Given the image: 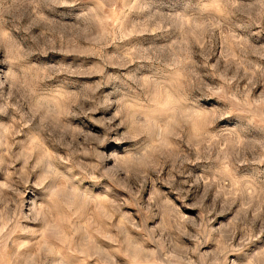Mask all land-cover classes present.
Listing matches in <instances>:
<instances>
[{
  "label": "clouds",
  "instance_id": "1",
  "mask_svg": "<svg viewBox=\"0 0 264 264\" xmlns=\"http://www.w3.org/2000/svg\"><path fill=\"white\" fill-rule=\"evenodd\" d=\"M0 264H264V0H0Z\"/></svg>",
  "mask_w": 264,
  "mask_h": 264
},
{
  "label": "rangeland",
  "instance_id": "2",
  "mask_svg": "<svg viewBox=\"0 0 264 264\" xmlns=\"http://www.w3.org/2000/svg\"><path fill=\"white\" fill-rule=\"evenodd\" d=\"M185 211H188L187 209Z\"/></svg>",
  "mask_w": 264,
  "mask_h": 264
}]
</instances>
